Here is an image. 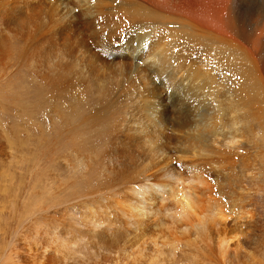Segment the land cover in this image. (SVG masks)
<instances>
[{"label": "rangeland", "instance_id": "374dc122", "mask_svg": "<svg viewBox=\"0 0 264 264\" xmlns=\"http://www.w3.org/2000/svg\"><path fill=\"white\" fill-rule=\"evenodd\" d=\"M27 1L29 0H0V9H2L0 10V264H170L167 263V256L163 257L162 253L159 254L153 250L155 247L153 245L154 239L157 242H162L170 236H168L169 230L156 229V227L159 228L165 224L149 226L148 233H144L147 240L127 236L122 242L117 234L108 232L103 226L101 228L89 224L91 218H100V215L104 213V215L107 213L108 221H112V219L114 222L117 221V202H121L122 196L125 195L122 192H125L123 187L127 185L125 184L126 180L133 177V180L129 181L130 186L148 182L159 183L164 181L162 177L166 170H174L176 172L173 173L174 176H181L180 181L186 184L195 171L202 172V176L212 185L211 198L218 200L223 211H227V214L229 211L230 215L224 213L227 217L224 224L225 229L232 232H240L241 230L247 234L246 243L242 248L252 246L250 251L255 254L249 258L250 260L246 257L240 259L246 262L248 260V264H264V181L256 183V181L252 182L246 178V170L242 165L246 158L242 153L245 154L246 151L241 153L244 149H239L237 157L233 156L228 163L220 161L216 154L207 156L205 160L191 155V152L195 153L194 150L199 151L201 143L196 139V136L186 135L188 130L184 125L194 123L198 117L200 120L206 118L205 120H209V122L214 118L210 103H200L197 98L192 97V95H196L193 93V88L198 85V77L195 76L199 71L197 69L202 68L199 67L191 71V74L196 73L192 74L190 89L180 82L178 68L182 66L177 61L175 63L166 59L165 63L159 67L161 69L155 71L152 68H146L149 72H155H150L148 75V77L150 76L149 86L151 87L147 86V88H149L151 97H155L156 89L158 90V87L163 86L161 84L166 82L168 84L171 82L169 84L171 88L183 85V93L186 96L185 107L179 108L173 103L172 96L175 93L172 95L170 93L172 89L167 87L159 95L160 98H165L164 101H161L167 107L165 109L157 107V111H152V115L149 113V119L155 117L156 123L147 122L148 119L143 113L145 106L137 102V96L140 94L137 90L138 93L135 96L129 97L132 100L122 98L123 101L120 104L122 110H119L118 115L117 113L115 115L114 130L121 131L122 135H113L112 141L109 142L101 140L99 135H91L89 143L92 146V153L85 152L78 148L79 146L75 142L71 143L72 136L62 127L63 123L68 125V121L64 122L63 117L70 108L73 110L76 104L81 103L77 107L83 110L80 106L84 104L82 102L84 88L98 87L104 81L106 84L112 83V76L115 73L110 70L111 68H106L104 63H97L94 60V54L86 53L88 58L90 57L88 63L82 54H70L68 52L69 47H61L62 49L56 47V50L62 52L63 58L59 55L45 56V52L49 51L48 49L51 47L50 44L39 41L40 44L36 43L40 39L37 36L38 33L33 36L26 33L27 30H33L34 27L27 26L25 18L28 17L25 10H27L28 4L35 0ZM172 1L169 0V2ZM7 3L9 7H6L5 4ZM96 6V3L91 5V9L96 8ZM18 8L20 10H16ZM71 8L72 14L69 13L63 18L65 24H70L76 20L83 21V10L80 5L73 3ZM100 10L102 13L109 11L107 7H101ZM10 12L13 14L10 15ZM71 15H74V19L69 17ZM98 16L95 15L96 18ZM5 21L9 22V25L5 24ZM95 27L98 28L99 23ZM45 30L47 31L45 27L41 29L43 32ZM90 34L95 35L93 43L98 42L97 32L88 33L85 38ZM30 36L33 37L30 39L32 42L29 41L26 44L22 38ZM46 36V41L48 38L51 39L49 34ZM122 37L124 36L121 35ZM90 40L88 38V41ZM93 43L90 45H94ZM39 45H42L41 48ZM23 47L25 52H22ZM122 47V51L118 55L123 59H118V62L121 64L120 61L125 60V71L127 72L134 68L138 62L132 52L127 51L129 48L127 45L125 48L123 47L124 50ZM144 50L145 47L142 51ZM40 52L45 54L42 55ZM196 57L194 55L192 58L197 59ZM83 61L89 65L85 66L82 64ZM174 64L179 67L177 66L176 70L173 71L174 77H170V80L166 74L167 66ZM47 65L49 66L47 67ZM140 66L145 68L141 64ZM92 68L94 72L91 70ZM202 70L205 73L208 72V70ZM209 73L212 77L210 71ZM159 80H163L164 83ZM182 81L184 82L183 78ZM71 85L74 86L75 90L67 91ZM63 91H66L65 103L57 98V95H62ZM141 91L143 90L141 89ZM126 99H129V104ZM161 101L159 104H162ZM53 107H55V113L51 114ZM92 107L89 106L88 108ZM171 109L172 117L175 119L169 118L168 114L166 115ZM221 120L222 122H220ZM228 120L229 117L227 116L216 120L224 125L223 132H225V125ZM126 121L133 122L134 124L130 125L142 130L140 135H146L149 138V142H151L149 147L141 143L137 144L136 147L135 145L132 146L129 138L125 142L121 141L125 135H130V130L123 126ZM110 125L112 124L105 123L107 130ZM68 127L78 130V137L84 139V127L79 128L77 121L74 127L72 124H69ZM128 127L132 128L131 126ZM152 127L154 128L152 129ZM239 139L241 140L240 135L238 136ZM94 141L100 142L95 143ZM127 141L129 142L127 143ZM153 143L157 149L162 147L165 157L168 156L165 162H162L164 156L159 159V155L152 153L156 150L152 149L151 151L149 149ZM112 146L114 147L112 148ZM95 148L102 152H97L94 150ZM223 149L228 150L227 152L231 151L229 148ZM122 154L124 156L126 154V161L123 160ZM114 158L115 160H113ZM212 158L215 162L212 161ZM263 159L260 162L259 170L264 175ZM194 169L196 170L194 171ZM128 172L130 174L125 177ZM170 172L172 173V171ZM200 172L199 175H201ZM258 178L261 179V176ZM255 186L259 188L257 189ZM255 188L258 190L257 192L254 191ZM150 191L152 192V190ZM157 202V199H153L151 204L155 205ZM167 204L171 203L167 201ZM136 240L138 241L136 242ZM183 245L180 244L173 250L176 263L216 264L212 263L203 252L192 248L193 246L190 244L187 250L186 243L185 247ZM190 249H193V253L189 251ZM182 251L185 253L184 255H182ZM180 258L183 260L180 261Z\"/></svg>", "mask_w": 264, "mask_h": 264}, {"label": "bare ground", "instance_id": "6f19581e", "mask_svg": "<svg viewBox=\"0 0 264 264\" xmlns=\"http://www.w3.org/2000/svg\"><path fill=\"white\" fill-rule=\"evenodd\" d=\"M160 1L161 3H159ZM73 3L80 5V8L83 10L82 17L84 20H76L70 24H65L63 18L68 16L69 13L72 14L71 6ZM95 3L97 4L96 8L91 9V5ZM5 5L9 7L7 6L8 3ZM101 7H107L109 11L102 13ZM26 8L25 12L28 18H25V20H27V26L34 27L33 30H27L26 33L32 36L38 33L37 36L40 39L36 43L44 42L49 43L51 46L48 49L49 51L45 52L46 54L43 52L45 56L52 57L53 55H59L63 58L62 52L56 50V47H59V49H62L61 47H69L68 52L70 54H82L85 56L84 60L88 63L90 57L88 58L86 53L94 54V60L97 63H104L106 68H111L110 70L115 73L112 76V83L106 84L104 81L100 85L97 84L99 85L98 87L83 89L84 99L81 101L84 104L80 106L83 110L78 109L79 107L77 106L81 104L79 103L75 106L73 105V110L70 108L65 113L63 121H68V125L72 124L74 127L77 121L79 128L84 127L83 136L85 135V137L82 139L78 137V130L69 128L67 123L62 124L64 131L72 136L71 143L75 142L79 146L78 148L92 153V146L89 143L91 135H99L101 140H106L104 142L112 141L113 135H122L121 131L114 130L115 125L113 122L115 115L119 110H122L120 108V104L123 101L122 98L135 96L138 93L137 90L140 92L137 96V102L145 106L143 113L145 114V118L148 119L147 122H155V117L149 119V113L157 111V107H161L162 109L167 107L161 101H164L165 98L162 99L163 97L160 98L159 95L167 87L171 88V85H169L171 82L169 84L166 82V85L163 80H159L165 85L161 84L163 86H159L158 90L156 89V96L151 97L149 88H147V86L151 87L149 86L150 76L148 77V75H150V72L152 73L155 70L161 69L159 68L161 64L165 63L166 59H169L170 61H177L182 67L175 64L168 65L166 74H168L169 78L174 77L173 71L178 66L180 82L189 89L191 88L192 74L196 73L191 74V71L199 67L208 70L205 73L202 69H197L199 71L195 76L198 77V85L193 88V93H196V95H192V97L197 98L200 103H210L214 118L210 122L209 120H205L206 118L200 120V117L196 118L192 124H185L184 122V127H187L188 130L186 135L196 136V139L201 143L199 151L194 150L197 153L191 152V155L205 160L207 156H214L216 154L220 161L228 163L232 160L233 156L237 157L239 149H244L241 153L246 151L245 154L242 153L246 157L242 164L246 170V178L252 182L256 181V183L264 181V175L259 170L261 166L260 162L264 156V0H173L172 2H169V0H35L29 3ZM95 15H99L98 18ZM69 17L74 19V15ZM97 23H99L98 28L95 27ZM5 24L9 25V22L5 21ZM43 27L47 28V31H41ZM92 32H97L99 36V40L95 44L93 43L95 39L94 34H90L85 38L88 33ZM48 34L51 39L48 38L46 41L45 38ZM121 35L124 37L121 38ZM32 36L22 39L27 44V42L31 41L30 39H33ZM88 38L92 41H88ZM89 42L94 45L91 46ZM125 45L129 47L127 51L132 52L135 60L138 62L134 68H131L127 72L125 71V60L120 61L122 62L121 64L118 62V59H123L118 54L122 51L121 46L125 48ZM39 46L41 48L42 45ZM144 47L145 50L142 51ZM24 50L23 47L22 52H25ZM43 53L41 54L43 55ZM24 54L26 55V53ZM194 55L197 56V59L192 58ZM78 56L80 57V55ZM114 57L116 58L113 59ZM71 60L73 61V58ZM67 63L71 64L70 62ZM88 63L82 62L85 66H88ZM140 64L145 66V68H142ZM89 68L91 67L89 66ZM146 68H152L154 71L149 72ZM80 69L82 70V68ZM91 70L93 71V68ZM209 71L212 77H210ZM154 81L153 83L155 84ZM153 83L150 84L153 85ZM182 86H174L175 88L172 87V91L170 90L172 95L175 93L172 96V100L174 99L173 103L178 105L179 108L185 107L184 101L186 96L183 93L184 88ZM71 89L75 90L74 86L71 85L67 91ZM65 92L63 91L62 95L56 94L58 100L64 103L66 102ZM129 99H126V101L128 100L127 103ZM68 100L70 99L68 98ZM160 101L162 104H159ZM89 106L93 107L88 108ZM87 108L88 110L86 111ZM54 111L55 107L52 108L51 114L55 113ZM171 111L172 109L166 115L168 114L169 118L175 119L172 117ZM225 116L229 117V120L225 125V132H223L224 125L216 120H220ZM136 118L138 119V117ZM134 121L136 120L134 119ZM116 122L119 123V121ZM105 123L112 124L113 126L110 125L107 130ZM130 124L134 123L130 121L123 123L124 128L126 127V129L130 130V135L123 134L125 136L121 141L125 142L129 138L132 146L135 145L136 147L137 144L141 143L149 147V144H151L149 138L146 135H140L142 130ZM239 135L242 141L238 140ZM186 140L188 141V139ZM161 148L157 149L155 143H153L149 149L151 151L152 149L156 150L152 153L159 155V159L164 156L162 162H165L168 156L165 157L164 151ZM223 148H229L231 151L227 152L228 150L225 151ZM94 150L102 152L98 148ZM213 158L212 161L215 162ZM94 159H96L95 156ZM126 159L127 156L125 154V156L123 155V160L126 161ZM241 169L243 170V168ZM174 172V170H166L162 177L164 179L163 182H148L133 186L129 185V181L133 180V177L131 178L130 176L131 179L128 178L129 180L125 182L127 185L123 187L125 188V192L122 193L125 195L121 194L123 195L122 201H116L118 204L117 221L114 222L113 219L114 223L108 221L107 213V216L104 215L105 213H101L103 216L91 218L89 224L95 227L103 226L108 232L117 234L121 242L127 236L129 238L133 237L137 239L139 237L142 240H147L144 233H148L149 226L165 224V226L156 227V229L169 230L168 236H170L162 242H157L154 239L153 245L155 247L153 250L159 254L162 253L163 257L167 256V263L170 264H179V262L176 263L174 261L175 253L173 250L177 246H180V244L185 245V243L186 250L190 244L193 246L192 248L203 252L212 263L248 264V260L246 262L240 259L241 257L249 259L255 254L253 251H250L252 246L250 248H242L246 243L247 234L240 229L241 233L225 229L224 224L227 221H225L227 218L225 214H227V211H223L222 205H220L218 200L211 198L212 185L202 176V172L199 171L201 173L199 175V172L195 171L187 184L180 181L181 176L175 177ZM129 174L128 172L125 177ZM258 176H261V179ZM257 189L254 191L257 192ZM153 199L158 200L155 205L151 204ZM167 201L171 204H167ZM147 237L149 239V234ZM183 251L182 255L185 254ZM189 251L192 252L193 249ZM181 260L183 259L180 258Z\"/></svg>", "mask_w": 264, "mask_h": 264}]
</instances>
